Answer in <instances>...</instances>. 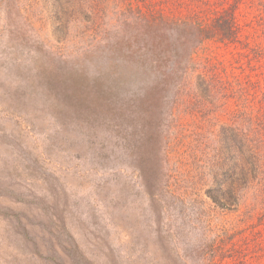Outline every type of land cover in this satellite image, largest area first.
I'll list each match as a JSON object with an SVG mask.
<instances>
[{
	"label": "rangeland",
	"instance_id": "374dc122",
	"mask_svg": "<svg viewBox=\"0 0 264 264\" xmlns=\"http://www.w3.org/2000/svg\"><path fill=\"white\" fill-rule=\"evenodd\" d=\"M79 2L0 0V264H264L262 187L207 193L225 107L114 49L125 1Z\"/></svg>",
	"mask_w": 264,
	"mask_h": 264
},
{
	"label": "trees",
	"instance_id": "16d2710c",
	"mask_svg": "<svg viewBox=\"0 0 264 264\" xmlns=\"http://www.w3.org/2000/svg\"><path fill=\"white\" fill-rule=\"evenodd\" d=\"M102 1L93 0L89 20L103 11ZM122 1L126 15L114 49L160 85L196 79L201 115L225 107L221 138L228 146L219 149L207 193L221 208L238 209L249 184L264 190V0ZM258 225L262 241L264 213Z\"/></svg>",
	"mask_w": 264,
	"mask_h": 264
}]
</instances>
